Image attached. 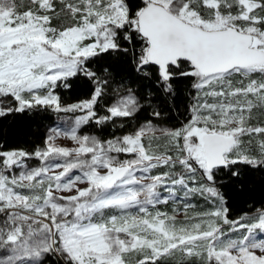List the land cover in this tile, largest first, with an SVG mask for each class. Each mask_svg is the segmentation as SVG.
<instances>
[{"label":"snow or ice","instance_id":"1","mask_svg":"<svg viewBox=\"0 0 264 264\" xmlns=\"http://www.w3.org/2000/svg\"><path fill=\"white\" fill-rule=\"evenodd\" d=\"M48 113L0 127V264H264V0H0V118Z\"/></svg>","mask_w":264,"mask_h":264},{"label":"trees","instance_id":"2","mask_svg":"<svg viewBox=\"0 0 264 264\" xmlns=\"http://www.w3.org/2000/svg\"><path fill=\"white\" fill-rule=\"evenodd\" d=\"M189 86L188 81H184L177 85L179 94V110L183 111L186 102V88ZM84 98V93L76 88L72 92L65 93L67 103H73L77 99ZM63 116L64 114H59ZM58 114L48 113L42 116H33L32 118L17 116H9L6 119L0 118V127H3L7 135V141L11 147H21L28 151L33 150L36 146L42 145L47 135L49 127L55 123ZM23 129V132H17V129ZM84 134H99L95 127L85 128ZM114 130H106L103 132L105 137L110 136V132ZM117 135L121 134L116 132ZM227 198L231 205L233 216H238L247 211L251 206H264V182L259 175L245 177L237 182L235 187L225 189ZM199 207H203L202 201L196 202ZM199 209V208H197Z\"/></svg>","mask_w":264,"mask_h":264},{"label":"rangeland","instance_id":"3","mask_svg":"<svg viewBox=\"0 0 264 264\" xmlns=\"http://www.w3.org/2000/svg\"><path fill=\"white\" fill-rule=\"evenodd\" d=\"M58 122H59V118H57V120L55 121V123L52 124V125L49 127V129H48V131H47V135L49 134V130H50L51 128L55 127V125H56ZM57 142H58L59 144H61V145H67V144H70V143H71L70 141L63 140V139L58 140ZM31 163H32V164H36L37 162H36V161H32ZM173 207H175V205H172V204H169V205H167V206H161L162 210L167 211V212H169L170 214H171V210H172ZM197 210H199V209H193V210H190L188 214H189V215H193L194 212L197 211ZM177 219H178V221H179V220H182L183 217H182V216H178ZM133 259H134V258H133Z\"/></svg>","mask_w":264,"mask_h":264}]
</instances>
